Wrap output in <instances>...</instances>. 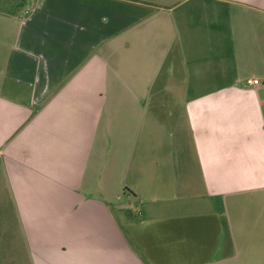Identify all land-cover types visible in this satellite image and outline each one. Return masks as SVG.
<instances>
[{
    "label": "crops",
    "instance_id": "crops-1",
    "mask_svg": "<svg viewBox=\"0 0 264 264\" xmlns=\"http://www.w3.org/2000/svg\"><path fill=\"white\" fill-rule=\"evenodd\" d=\"M0 264H264V0L0 8Z\"/></svg>",
    "mask_w": 264,
    "mask_h": 264
},
{
    "label": "rangeland",
    "instance_id": "rangeland-1",
    "mask_svg": "<svg viewBox=\"0 0 264 264\" xmlns=\"http://www.w3.org/2000/svg\"><path fill=\"white\" fill-rule=\"evenodd\" d=\"M26 0H0V8L3 10H15L25 5Z\"/></svg>",
    "mask_w": 264,
    "mask_h": 264
},
{
    "label": "built area",
    "instance_id": "built-area-1",
    "mask_svg": "<svg viewBox=\"0 0 264 264\" xmlns=\"http://www.w3.org/2000/svg\"><path fill=\"white\" fill-rule=\"evenodd\" d=\"M262 82L259 80V79H256V78H249V79H246L244 84L246 86H255V85H259L261 84Z\"/></svg>",
    "mask_w": 264,
    "mask_h": 264
}]
</instances>
